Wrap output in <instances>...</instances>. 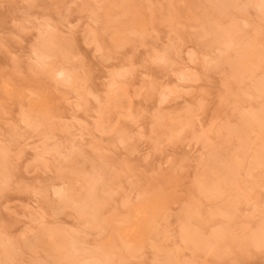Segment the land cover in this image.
<instances>
[{"label":"rangeland","instance_id":"rangeland-1","mask_svg":"<svg viewBox=\"0 0 264 264\" xmlns=\"http://www.w3.org/2000/svg\"><path fill=\"white\" fill-rule=\"evenodd\" d=\"M216 1L0 0V252H10V260L0 259V264L54 260L51 248L58 239L42 230L76 238L82 250L75 254L78 262L104 252L111 253L112 264H153L165 252L177 255L178 264H264V245L245 246L264 221V164L253 166L251 158L264 145V92L255 89L264 77V15L254 5L248 7V1L246 6V0H236L228 13L215 16ZM203 17L209 21L202 23ZM206 20L209 26H239L237 45L214 41ZM50 35L58 40L40 66L32 51ZM244 51L259 53L261 60L256 68L247 64L255 68L252 73L235 75L230 63ZM184 67L196 71L187 83L177 78ZM57 68L72 77L70 84L55 77ZM109 83L115 86L113 94H123L108 108L106 129L99 133L91 125L98 119L95 112L102 111H96L95 101H109ZM166 94V101H160ZM76 102L75 114L71 105ZM249 112L263 115L250 124V155L242 160L238 183L226 186L217 198L202 195L198 181L209 178L213 184L218 172L211 161L203 162L201 138L212 139L215 153L228 160L238 146L226 126L237 127L239 116ZM28 113L37 128L23 123ZM188 117L194 122L184 126ZM85 120L84 130L80 125ZM156 121L158 127L166 126L156 129ZM119 129L128 134L123 144L116 140ZM45 145L50 151L40 158ZM52 148H64L62 155ZM97 171L104 175L101 195L109 200L101 209L100 225L94 226L53 192L61 188L75 197ZM231 201L228 217L224 209ZM139 207L142 216L131 219L130 211ZM184 212L188 223L203 227L205 234L227 228L222 243L196 248L181 242ZM138 225L124 236V229Z\"/></svg>","mask_w":264,"mask_h":264},{"label":"bare ground","instance_id":"bare-ground-1","mask_svg":"<svg viewBox=\"0 0 264 264\" xmlns=\"http://www.w3.org/2000/svg\"><path fill=\"white\" fill-rule=\"evenodd\" d=\"M124 1V0H123ZM251 4V5H248V7L250 6V7H252L253 5L256 7V9H258L263 15H264V0H246V2L244 3V5L246 4V6H247V3L248 2ZM234 2H237L236 0H217L214 4H213V7H212V11H213V15H215V16H220V15H225L226 13H228V9L230 8V7H233L236 3H234ZM253 6V7H254ZM207 17V16H206ZM206 17H203V22L202 23H204V19L206 18ZM207 19V18H206ZM208 20V19H207ZM205 21V23H206V25H208L207 26V29H209L208 31L210 32L209 34H211L212 35V37H213V39H214V41H216V42H218V43H222V44H224V45H226L227 47H232V46H235V44L237 45V43H236V38L234 37V36H236V33L239 31V29H238V27H237V25H235V24H230V26L228 27V26H222V24L220 25L218 22H216L217 24H219V25H217L216 23H214L215 25H213V24H210V26H211V28H210V26H209V23H208V21ZM205 25V26H206ZM204 26V25H203ZM204 26V29H206V27ZM209 27V28H208ZM207 31V32H208ZM56 37L57 36H55V35H50V36H47L46 38H44V39H42V41L40 42V44H39V46H38V48L37 49H35L34 51H32L33 52V54H32V56L33 57H35L36 58V63H38L40 66H44V64H45V61H46V59L47 58H49V56H50V54H48V52H50L51 51V47H52V44H53V42H54V40L55 41H57L58 40V38L56 39ZM235 38V39H234ZM235 42V43H234ZM55 44V43H54ZM31 56V57H32ZM261 55L258 53V54H250V52H248V51H244V53L243 54H239V55H237L235 58H234V60L233 61H231V63H230V69L233 71L232 73H234L235 75H241V74H243V73H245V72H249V73H252L253 71H254V69L259 65V63H258V61L259 60H261V57H260ZM189 59V58H188ZM191 59V58H190ZM226 59V58H225ZM35 60V59H34ZM161 61H164V58H162V59H160ZM220 60H221V58H220ZM252 60V61H251ZM186 62V61H185ZM187 62H192V59H191V61H187ZM186 62V63H187ZM249 62H253V64H254V69L253 68H249L248 67V63ZM190 64V63H189ZM188 64V65H189ZM194 64V63H193ZM183 65H185V67H187L186 65L187 64H183ZM192 66V65H191ZM190 66V68H193V66L191 67ZM183 68V70H182V73H180L179 75H178V80L179 81H181L182 83L184 82H186L187 80H189L190 78H192L193 76L195 77L196 75V71L194 72H191V70L192 69H189V68ZM52 73V72H51ZM54 75H55V77L56 78H58L59 80H60V82H63V83H65V84H70L71 83V81H72V77L64 70V69H61V68H57V69H55V71H54V73H53ZM193 77V78H194ZM197 81V80H196ZM187 83V82H186ZM189 83V82H188ZM110 85H112V84H110L109 83V85H108V90H106L107 92L106 93H108V95L109 96H107L108 97V99H109V101H107L105 104H103L102 105V100H97V99H99V97L98 98H96V97H94V96H92L95 100H97V101H95L96 103L95 104H97V106H98V108H97V110L96 111H98V109H100V110H102L101 112H95V114H96V116L98 117V119H96V122H93L91 125L93 126L94 125V129L97 131V132H99V133H102V132H104L105 131V129H106V127H104V121H105V115H108V114H110V111H108L109 109V107H111V106H114V105H116L117 103H118V101H119V99H120V97H121V95L123 94H121V95H118V93L115 95V94H113V93H115V86H114V84L112 85V88H111V86ZM181 85V84H180ZM114 86V87H113ZM184 87V86H183ZM111 88V90H109ZM181 89V88H180ZM255 89L257 90V91H259V92H264V77L263 78H261V79H259L257 82H256V84H255ZM122 91H125V90H122ZM127 91V90H126ZM110 93H112V96H111V94ZM126 93V92H125ZM90 94V93H89ZM167 95L168 94H166V95H164V98L162 99V100H160V101H164L166 98H167ZM120 96V97H119ZM106 101V100H105ZM166 101V100H165ZM108 103V104H107ZM107 104V105H106ZM106 105V106H105ZM109 105V106H108ZM71 106H73V111H74V113L77 111L78 112V110H76V108H79V104L76 102V103H73ZM103 106V107H102ZM113 108V107H112ZM110 110H111V108H110ZM130 110V109H129ZM31 111V110H30ZM108 111V112H107ZM131 111V110H130ZM87 113V112H86ZM129 113V112H128ZM76 114V113H75ZM29 115V116H28ZM262 115L263 114H260L259 112L258 113H253V112H249V113H246L245 115L243 114V115H240L239 116V119H237L238 120V122H239V124H238V126L237 127H229V126H226L227 128H229V131L227 130V128H226V131L230 134V135H235V136H237V140L239 141V144H238V141L237 140H234V142L235 143H237V145L236 146H238L237 147V150L236 149H234V150H236L237 151V154L235 155V152H234V154H233V151L234 150H232V149H230V150H232L231 151V153L233 154V155H229V157H228V160H227V156L225 157L221 152H220V154H219V152H217V153H215V146H213V145H211L210 144V142L212 143V139L211 140H209L208 141V136H204L205 138H201V141L203 142V143H205L204 144V148L206 149V152H205V154H204V156L202 157L203 158V162L204 163H206L207 164V162H209V161H211V163H210V165H212L213 166V164L215 165V169L214 168H212V166H211V168L212 169H214L213 171L215 172L216 171V173L217 174H215V175H217L218 177H215V183H213V184H210L209 182H211V181H208L209 180V178L206 180V179H204L203 180V182L204 183H201L200 181H198L199 183L197 184L198 185V187H197V189L200 191V193L202 194V195H205V196H208V197H213V198H217V197H219V196H221L222 195V193L225 191V189H226V186L228 187V186H234V185H236L237 183H238V180H235V179H237L238 177H239V172L241 173V170L240 169H242L241 168V166H243L242 165V160L245 158V157H249V155H250V153L248 154V151H249V144H251V140L247 137V133H248V131H249V129H250V124H252V123H254L255 121H259V119H261V117H262ZM24 117L22 118V121H23V123L24 122H26V124L29 126V127H32V128H37V125H36V123H35V119H34V117L32 116V115H30L29 113L27 114V116L26 115H23ZM26 116V117H25ZM89 117V116H88ZM88 117H86L85 116V118L87 119ZM192 117V116H191ZM72 118V120H73V117H71ZM71 118H70V120H71ZM76 118V117H75ZM186 118H184L183 120H182V123H183V121L185 120ZM194 119H196V117L194 118ZM157 120V119H156ZM158 120H160V119H158ZM188 120H190L189 119V117H188ZM188 120H186L185 122H184V126H186L187 124L188 125H191L190 123H193L194 121L192 120H190V122L188 123L187 121ZM28 121V122H27ZM78 121V120H77ZM173 121V120H172ZM69 122H71V121H69ZM76 122V121H75ZM87 121L85 120V122L83 123V124H81L80 126H82L83 128H81V129H86L87 128V126H86V128H84L85 126V123H86ZM165 122V121H164ZM187 122V123H186ZM72 123V122H71ZM78 123V122H77ZM70 124V123H69ZM90 124V123H89ZM160 124V123H159ZM159 124H158V121H156V124H155V122H154V125L157 127L156 129H159V128H163V127H161V126H166V124L165 125H160V127H158L159 126ZM169 124H171V123H167V125H169ZM196 124H198V123H196ZM66 125V124H65ZM88 125V124H87ZM153 125V126H154ZM174 125V128L176 127L177 128V126H175V124H173ZM194 125H195V123H194ZM199 125V124H198ZM203 125V124H202ZM200 126L199 127V130L200 129H202V127L203 126ZM76 126V125H75ZM79 126V127H80ZM155 126H154V128H155ZM170 126V125H169ZM73 127V126H72ZM168 127V126H167ZM170 128V127H169ZM178 128H179V126H178ZM177 128V129H178ZM69 129V128H68ZM67 129V130H68ZM75 129V128H74ZM176 129V130H177ZM84 130H81V131H84ZM94 130V131H95ZM171 130V129H170ZM173 130H175V129H172V131ZM176 130H175V132H176ZM70 131V130H69ZM75 131V130H74ZM80 131V130H79ZM171 131V132H172ZM84 134L85 133H83V132H81V134H80V136H79V140H80V143H82V139H84L83 138V136H84ZM70 135V134H69ZM241 135V136H240ZM250 135V134H249ZM72 136V135H71ZM76 136V135H75ZM86 136V135H85ZM78 137V136H77ZM127 137H128V134L126 133V131L124 130V129H119L118 131H117V136H116V140H117V143L118 144H123V143H125V141H126V139H127ZM73 138H75V137H73ZM75 140V139H74ZM229 140V139H228ZM247 140H249V143H248V141ZM71 141H73V140H71ZM224 141H227V139L226 140H224ZM228 142V141H227ZM233 142V141H232ZM77 143H78V141H77ZM56 144V145H55ZM53 146H57V143H55ZM79 144V143H78ZM264 144V143H263ZM44 145V144H43ZM59 145V144H58ZM77 145V144H76ZM81 145H84V144H80V145H77V147H81ZM232 146V145H231ZM43 149H42V154H40L39 155V157L41 158V156L42 157H44L46 154H48V152L50 151V149H49V147H48V145H45L44 147H42ZM75 148V145L73 146V145H71L70 146V150H73ZM223 148V147H222ZM222 148H220V150L221 151H223L222 150ZM62 149H64V148H62ZM62 149H54V148H52V150H51V152H55L54 154H58V156H61L62 155ZM218 149H219V146H218ZM226 150H228V149H225V151ZM224 151V152H225ZM229 151V150H228ZM227 151V152H228ZM36 152V151H35ZM223 152V153H224ZM226 152V153H227ZM226 153H225V155H226ZM220 155L221 157V159L219 158V157H216V155ZM222 154V155H221ZM218 155V156H219ZM224 156V157H223ZM215 157H216V159H217V161L215 160ZM2 154L0 155V168H1V166L3 165L2 164V162H1V160H2ZM219 158V159H218ZM251 158H252V163H254L253 164V166L254 165H259V164H264V145H260V147L258 148V149H256L255 150V152H254V154H253V156H251ZM245 159H247V158H245ZM44 160V159H43ZM47 160V159H46ZM45 160V161H46ZM225 160V161H224ZM218 162H219V164H218ZM221 162V163H220ZM224 162V163H223ZM228 162V163H227ZM226 163V164H225ZM2 164V165H1ZM216 164L218 165V166H216ZM222 164H224V165H221ZM209 165V164H208ZM216 167H217V170H216ZM100 171H102V170H100ZM100 171H97V172H95V173H93V174H91L90 175V177L89 178H87L85 181H84V184L82 185V187H81V189H80V192H79V190H78V193L76 194V196L75 197H73V195L72 194H69L68 193V191L67 190H64V189H62L61 190V188L60 189H58V190H55L54 192H53V195H58L59 197H61V200H60V202L62 203V205L63 206H67V205H70V206H72L74 209H75V211H76V213H77V215L79 216V217H89L88 218V220L86 221L87 222V224H90V225H94V226H96V225H98L99 224V222H98V220L99 219H101L100 218V215H101V209H102V207L105 205V204H107L108 203V201L107 200H109L108 198H107V196H103V195H101L102 193V191H101V188L102 187H100V182H102V179H103V177H104V175L102 174V172H100ZM0 175H1V171H0ZM214 175V174H213ZM238 175V176H237ZM237 176V177H236ZM211 177V176H210ZM211 179H213V178H211ZM218 179H219V181H218ZM206 181H208V182H206ZM206 182V183H205ZM234 182H236V183H234ZM209 183V184H208ZM196 185V186H197ZM234 203H235V201H231V202H229L228 203V205L226 206V208L224 209V211H225V213H226V215H228V217H229V215L231 214V210H232V208L234 207ZM138 205V204H137ZM144 206V205H143ZM135 207V206H134ZM145 207V206H144ZM40 208L39 207H35V208H33L32 209V211H33V213L34 214H36L37 213V210H39ZM133 209H135V208H133ZM142 211H144V209L142 210ZM142 211H141V207H139V208H136L134 211H133V213L130 211V213H131V217H129L130 216V213H129V215H128V217L129 218H131V219H134V218H137L138 216H142ZM188 211H190V210H188ZM192 211V210H191ZM191 211H190V213H191ZM185 213V212H184ZM193 213V212H192ZM38 214V213H37ZM189 214V213H188ZM155 216H156V214L155 215H152V216H150V219H153V218H155ZM184 216H185V220L183 221V223H182V226H180V228H179V230H178V238L180 239V241L181 242H183L184 244H191V245H193L194 247H196V248H203V247H207V246H210V245H215V244H219V242H221L222 240H224V237H226V234H227V228L225 229V227H224V229L221 227L220 229H217V230H214V231H212V230H209L208 232L206 231V234L208 233V235H206L204 232V229H203V227H199V229H194L189 223H188V218L186 217L187 216V212L184 214ZM40 217H41V220H42V218H43V216H41L40 215ZM102 217V216H101ZM189 217V216H188ZM182 218V217H181ZM127 219V218H126ZM188 219V220H187ZM137 220V219H136ZM129 220H126L125 222H128ZM133 221V220H132ZM131 220H130V222H132ZM133 222H135V221H133ZM100 225V224H99ZM137 225V224H136ZM212 226V225H211ZM148 227V226H147ZM137 228H139V225L138 226H134V227H131V228H127V229H124V231H123V233H124V236L126 235V237L128 238L129 237V233L130 232H133L135 229H137ZM206 229L208 228L207 226L205 227ZM208 230V229H207ZM43 232H42V234L43 235H46V236H48V237H53V239L54 238H57L58 239V241H54L53 242V246H52V248H51V253L52 254H50V258H53L54 260H64L65 262H66V264H112V260L111 259H109L110 258V255H111V253H110V255H109V253H105L104 254V252H102V256H105V255H107L108 257H102L100 254H98L99 256H91V257H89L86 261H83V262H78V261H76V258H75V254L76 253H81L82 252V250H81V248L79 247V242H78V240L76 239V238H74V237H70L69 239L66 237H64L63 236V234L61 235L60 233H56V232H54V230L53 231H49V230H42ZM136 231V230H135ZM58 232H59V230H58ZM56 240V239H55ZM233 240V239H232ZM225 241H227V239L225 238ZM235 240H233V242H234ZM1 242V241H0ZM55 242H57L56 244H55ZM229 242V241H228ZM1 243H4V242H1ZM0 243V245H2V247L4 248V244H1ZM32 243H34L35 244V242H32ZM31 243V244H32ZM182 243V244H183ZM222 243V242H221ZM242 243H243V241H242ZM249 243V244H251V245H256V246H262V245H264V221H262L256 228H255V230L250 234V235H248V237H247V239H246V241H245V246L247 245V244ZM30 244V245H31ZM34 244H32V245H34ZM240 245V244H239ZM1 247V246H0ZM243 247H244V245H243ZM5 248H7V247H5ZM13 251H14V245H12L11 244V261L13 260V258H14V256H13ZM2 252V253H1ZM1 256H3V258L1 257L0 259H4V260H10L9 259V254H10V252H8V250H2L1 249ZM69 252V253H68ZM176 254V253H175ZM163 257L162 256H160V257H156V262L154 261V263L153 264H178V260H179V258L177 257V255H174V253H172V254H170V253H165V252H163ZM162 257V258H161ZM159 258H161V260H158ZM54 260H51L50 262H47L46 264H57V261H54ZM110 260H111V262H110ZM3 261V260H2ZM3 264L5 263V262H2ZM180 264H190V263H181L180 262Z\"/></svg>","mask_w":264,"mask_h":264}]
</instances>
